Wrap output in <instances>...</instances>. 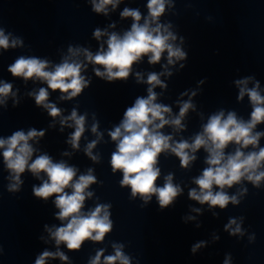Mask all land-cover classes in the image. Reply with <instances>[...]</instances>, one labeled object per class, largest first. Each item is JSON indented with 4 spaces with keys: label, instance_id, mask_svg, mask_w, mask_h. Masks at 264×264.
I'll return each mask as SVG.
<instances>
[{
    "label": "clouds",
    "instance_id": "1",
    "mask_svg": "<svg viewBox=\"0 0 264 264\" xmlns=\"http://www.w3.org/2000/svg\"><path fill=\"white\" fill-rule=\"evenodd\" d=\"M121 0H92L93 11L107 15L108 6L113 9ZM168 0H148V16L141 24V13L138 9L125 7L120 13L122 18H132L130 30L125 31L121 36L115 32L108 34L96 29L94 37L99 40L102 36L108 35L107 50L101 45L100 50L93 55L88 49L69 47L71 56L76 57L83 53L87 63L98 65L93 69L95 75L108 82L115 80H127L133 64L139 62L144 56H148L150 64L159 63L163 53H167L168 65L176 61L185 60L187 53L174 44L177 36L170 31L171 25L159 23V18L164 14ZM155 25V26H153ZM115 27V25H111ZM183 42V38H181ZM22 44L18 39L10 41L0 29V48L7 50ZM87 63L78 60H69L65 57L63 62L55 65L49 70V62L36 57H19L15 63L8 67V71L14 77H21L25 81L38 79L47 84V88L41 87L38 92L30 93L35 99L37 106L48 111V114L55 118L61 116V109L55 104L49 103V91H59L61 99L71 100L78 97L83 90L89 86L90 81L82 75L86 70ZM184 67L183 64L180 65ZM103 69V70H102ZM167 75H172L167 72ZM137 81H141L139 73L136 74ZM251 77L237 80L240 87L238 99H243L247 94L252 104L251 118L249 121L238 119L235 112H228L225 117L223 110L211 115L208 122L203 125V131L197 134L191 143L187 140L173 142L171 135H165L161 129L166 125L176 130L183 129L182 120L190 109L195 108L191 100L181 104L178 116L168 118L171 108L156 103L157 95L153 91L156 86L166 87L161 81L160 75L152 72L148 75L146 83L149 85L146 98L138 97L131 107H128L123 120L111 130L108 135L116 142V150L111 155V168L113 173H122L121 187L131 189V197L140 196L147 203L153 195L156 196L160 208L164 209L171 205L175 198L181 194L180 186L173 183V176L165 177L163 187H157L156 181L160 176V168L157 167L158 157L161 153L171 152L180 160L183 168H188L190 163L196 159L195 153L204 148L208 153L206 163L208 165L202 174L194 180L199 191L192 189L189 197L200 204H208L210 207L224 209L229 203L237 205L240 203L237 195H228L224 189L240 184L243 180L251 182L259 187L264 181V148L259 151L245 153L242 149L258 147V142L264 132H254L258 124L264 123V96L259 91V82L251 89L247 87ZM66 94V95H64ZM185 95L187 93H184ZM9 95H15L10 83L0 82V104H3ZM196 95L195 92L192 93ZM86 115H78L75 109L70 116L61 119L62 125L68 121L73 122L69 127L74 126L68 143L73 149L79 148V142L85 132ZM92 133L98 139L87 144L86 155L94 162H98V156L93 155L92 149L101 137L98 132V123L91 126ZM45 135L43 130L30 129L25 133L23 130L15 131L10 137L0 138V149H4L3 158L7 169L12 173L11 183L8 190L15 192L19 190L22 181L21 174L26 170L39 177L41 173L46 174L47 180L39 187H33V194L41 199L47 200L55 196V206L59 209L57 219L67 221L66 224L55 228H47L57 246L66 245L69 250H79L86 240L101 242L105 235L112 231L113 222L110 219V204H97L96 207L87 213L83 212L84 203L93 193L87 191L90 185L97 182L93 170L89 169L87 174H82L76 179L77 169L69 166L64 161L53 162L52 158L43 154L32 159L35 149L29 141L41 138ZM229 144L238 145L234 153L225 154ZM68 155V153H65ZM31 161V162H30ZM214 187L218 191H214ZM71 189L69 194L66 189ZM244 189L239 195H243ZM199 211V209H195ZM235 225V228H232ZM232 235H243L240 224L236 219H230L225 226ZM251 239V238H250ZM115 254L104 257L103 264H130V258L123 251V245H113ZM201 247L197 244L193 251ZM103 250L97 252L89 264H101ZM59 257L67 261L68 257L61 251L55 253L44 251L35 261V264H46L48 258ZM228 264V261H225Z\"/></svg>",
    "mask_w": 264,
    "mask_h": 264
}]
</instances>
